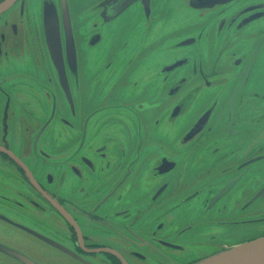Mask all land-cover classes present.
Listing matches in <instances>:
<instances>
[{"label":"flooded vegetation","instance_id":"obj_1","mask_svg":"<svg viewBox=\"0 0 264 264\" xmlns=\"http://www.w3.org/2000/svg\"><path fill=\"white\" fill-rule=\"evenodd\" d=\"M100 1L84 9L82 15L87 11L89 18L83 21H77L71 13L77 43L73 70H68L74 107H70L55 79L58 74L45 45L40 0L36 5L34 0H18L0 14V61H13L19 66L0 70V100L3 108L9 100L8 123L11 119L14 144L20 127L30 132L22 153L9 145V133L3 142L4 130L0 142L27 165L36 179L34 182L15 158L0 151V158L11 165L9 186L18 196L12 197V209L18 215L10 214L8 221L24 220L31 225L39 217L42 234L72 245L87 259L86 264H192L240 240L264 235V211H260L264 205V152L240 155L239 148L247 137L264 139V0H222L201 8L191 6V0H186L188 7H178V0H151V6L145 7L138 0L133 9L128 7L111 20L101 16ZM196 11L205 13V22L197 24L198 32L188 33L193 28L189 15ZM129 12L144 20L143 27L135 21L131 29L136 32L120 34L125 36L124 44L131 37L141 36L137 45L142 47L136 59L142 73L134 82L139 85L141 102L122 108L111 102L110 109L103 110L109 103L93 106L86 99L97 64L96 52L89 49L96 45L90 44L95 38L104 40L109 32L112 38V23ZM123 17L114 22L118 21L119 28ZM215 17L219 18V36L210 44H217L215 55L205 59L200 55L196 67L181 75L184 85L176 92L170 87L150 91L143 63L154 56L145 54V44L157 48L173 43L171 60L190 57L192 47L207 45L206 36ZM192 36L196 37L192 44L181 45ZM83 38L87 48L81 47ZM175 73L160 82L167 84ZM36 86L43 89L35 104L36 116L42 122L34 119L19 125L31 121L24 118L27 112L33 117ZM56 92L61 99L57 111L61 113L55 118L52 108L53 113L44 118L50 107L38 103L44 95ZM137 107L143 114L134 117ZM119 113L127 120L113 117ZM143 115H154L152 124L141 123ZM204 115L203 127L191 132ZM136 123L137 129L133 127ZM128 128L135 131L132 138L127 137ZM64 132L70 136H63ZM36 134L42 150L34 143ZM209 211H239L235 217L216 222L221 228L242 227L249 237H213L209 244H197L193 239L200 235V226L193 219ZM43 240L42 251L66 255ZM193 247L202 253L192 257L188 251Z\"/></svg>","mask_w":264,"mask_h":264},{"label":"water","instance_id":"obj_2","mask_svg":"<svg viewBox=\"0 0 264 264\" xmlns=\"http://www.w3.org/2000/svg\"><path fill=\"white\" fill-rule=\"evenodd\" d=\"M18 0H2L0 2V14L3 13L6 9L13 6ZM100 1V0H98ZM138 0H101L100 1V7H102L101 16L105 18L106 20H111L118 15H121L122 11L129 8H134L135 3ZM145 7L151 6V0H142ZM223 2L222 0H207V2H203V0H191L190 4L193 7L201 8L203 5H216ZM207 3V4H203ZM131 6V7H130ZM179 7V5H177ZM43 7V28H44V34H45V45L48 52V55L52 61V64L54 66V69L57 71L58 76L55 75L56 81L59 80L60 85L63 87L64 90V97L67 100L70 107H74V98L72 94L71 84L68 76V70H73V64L77 57V43L75 39L76 32H74L73 29V23H72V8H70L69 1L68 0H43L42 6ZM181 7H188L186 0H184L183 5ZM199 11H196L190 16V19L188 20L189 23L193 25V28L188 32H198L199 31V23L205 22V20L202 18L204 14L200 13ZM198 14V15H197ZM191 16H196L195 20H192ZM214 17L213 15H211ZM62 18V20H61ZM219 21L218 17H215L211 21V26L208 29V33L206 36L207 45L203 47V45H200L198 48H191L190 54L191 56L187 57H181L174 60H171L173 58V55L171 53V43L161 45L157 48L154 46H149L148 51L146 55L154 56L149 57L145 59L144 62H147V64L144 67L145 70V78L149 82L148 86L150 88V91H153L157 87H164L171 89V92H176L178 88L184 85V78L181 77L183 73H189L191 71L190 69L197 65L199 61V56H204V59L206 56L215 55L214 51L217 47L216 45L211 46L210 44L214 41H217L218 34H217V23ZM85 29H82V33ZM206 29H203L204 34H206ZM136 32V31H133ZM134 37H131L129 39V42L133 40ZM179 38V37H178ZM177 38V39H178ZM196 39L195 36L186 38L181 42V45H190L194 42ZM102 41H98V38H95L92 41V44L90 45H96V47H91L90 50H93V52H96L97 50H100ZM87 48L88 44L85 42V38L81 41V47ZM204 50H207L208 52H204ZM204 53H203V52ZM96 55V54H95ZM198 58V59H196ZM196 59V60H195ZM195 60V61H194ZM137 68H139L140 71V65H137ZM171 72H176L175 76L169 80L167 84L160 82L166 75H168ZM138 77V72L135 73ZM138 80V79H137ZM136 80V81H137ZM176 81V83L173 85L172 81ZM160 82V83H159ZM173 85V87H171ZM139 85L136 83L133 85L132 89L135 91H138ZM137 89V90H136ZM52 100V101H51ZM61 103V99L59 94L53 93V94H46L43 96V99L39 101L38 106L47 108L51 107L54 108V114L55 118L59 117L60 111H57L59 108H57V104ZM36 106V105H35ZM61 106V104H60ZM37 107V106H36ZM38 107V109H42L45 111V109ZM57 108V109H55ZM49 113H53L51 110L45 111L43 113V117H49ZM65 114V112H64ZM66 115V114H65ZM207 115V114H206ZM206 115L202 117V121L199 120L197 124L193 126L191 129V132H197L199 131L203 125L204 120L206 119ZM65 117V116H64ZM9 100L4 108L3 111V130H4V141L7 140L8 135V129H9ZM63 118V117H62ZM61 118V119H62ZM50 133V132H49ZM51 134V133H50ZM133 135L127 134L128 138H132ZM53 138V137H52ZM0 142V151H5L9 155H11L13 158H15L20 164L24 166V168L29 172V174L32 176L33 181L36 182V179L34 175L28 170V167L26 164L22 162V160L12 151L10 150L4 143ZM55 165H59L60 163L57 161H53ZM9 163L8 161L0 158V185H3L5 183L8 184L7 188L8 192H14L15 190L12 189L11 186H9L10 180L7 176L8 170H9ZM4 193H0V195H3ZM13 196L7 195L6 197L0 196V199H6L7 206H9L10 210L12 211V214L18 215L17 212H15L12 209V206H14V203L12 202ZM16 198V197H15ZM0 202L4 203L0 200ZM38 205H36L37 207ZM16 208H18L16 206ZM3 212H0L2 214ZM65 213V212H64ZM9 211H7V214L0 216L1 220L0 222L2 224H8L10 225L14 231L20 233L17 230H23V237L29 235V237H33L34 241H32L31 245L29 246V249L26 250L25 247L22 248V251L16 248V245L11 241L7 242L6 237L4 236V245H0L3 247V249H6L9 253H11L12 256H14L16 259L21 260L20 262L22 264H39L37 261L41 262V264L48 260L50 263H57V264H81V261L83 264H86L85 261L87 259L83 258L79 253H77L71 246L67 243L60 242L59 240H56L52 237L46 236L42 234V226L40 218H35L36 221H33L31 225H28L24 222V220H12L8 221L9 219ZM49 215V214H45ZM50 216V215H49ZM51 217V216H50ZM22 219H26L23 216H20ZM40 223L41 227H38L36 224ZM35 225V226H34ZM49 231L52 232V229L49 228ZM22 234V233H20ZM25 234V235H24ZM54 234L57 237H62L60 235H57L55 232ZM45 238L47 241H49L50 244H52L55 248L60 250L63 254L66 255H59L58 253H47L42 251L44 240ZM63 241V240H62ZM22 243V242H21ZM28 251V254L26 253ZM22 252V253H21ZM37 252V254L41 255V259L34 255V253ZM45 256V257H44ZM45 258V259H42ZM77 258V259H75ZM37 261H35V260ZM80 259V260H78ZM19 262H16L15 264H21ZM192 264H264V235L249 239V240H240V242L226 247L214 254L207 255L202 259L197 260L196 262Z\"/></svg>","mask_w":264,"mask_h":264},{"label":"rangeland","instance_id":"obj_3","mask_svg":"<svg viewBox=\"0 0 264 264\" xmlns=\"http://www.w3.org/2000/svg\"><path fill=\"white\" fill-rule=\"evenodd\" d=\"M68 1H69L70 8H72V13L76 17V20L83 21L84 18H87V17L89 18V13L87 11L85 12V15H82L84 13V9L90 7L92 4H94L98 0H68ZM178 1H179L178 5L182 6L184 0H178ZM38 2L39 0H34V5H36ZM41 4H42V0H40V6ZM133 13L135 12H129L126 14L124 13L125 15L124 14L122 15L124 16L123 17L124 20H122L119 23V26L121 28L118 27V21L115 24L114 22L120 19L122 16L116 19L112 23V38H110V32L106 33L100 50L96 51L95 56H96L97 64L95 67V73L92 77H90V83L86 91V99L89 105L92 103L93 106H98L104 103H109L105 105V108H103V110H108V108L110 109L111 107V104H110L111 102L114 105L119 106V108H122L123 105H131V104H133L134 106H138V102H141L140 94H138L139 91H135L134 89H132L134 82L138 79L135 73L136 72L142 73L141 71H139V68H137V65L138 64L140 65V62H138L136 59V55L140 54L139 50L142 47V45H137V41L138 39L141 38V36H135L132 41H130L127 44H124L125 36L120 35L123 32H133L131 27L134 26L135 21H138L139 26L143 27L144 20L142 18L139 20L138 17H134ZM186 15H189V14H186ZM191 17H192V20H195L196 18V16H191ZM85 23H87V21ZM142 29H145V28H142ZM148 47H149V44H145V49H146L145 54L147 53ZM0 62L3 63V64L0 63V70L2 71H8L10 69L9 67H19L17 64L13 63V61L11 62L0 61ZM143 64L145 66L147 62H144ZM23 85L27 89H30V86L28 83H24ZM36 87H37V93L34 94V96H32L34 98V101L31 106V110H32L34 118L31 117V114H28L27 112L26 115H24V118L31 119V121H25V122L18 121L19 125L30 124L34 119L38 121L42 120V119L41 120L38 119V115L36 116L35 108L37 107L35 106V104H36L37 99H39L41 94H43V89L39 86H36ZM17 99L21 101V98L18 97ZM18 107L22 109L24 106L16 105V108ZM3 110L4 108H3L2 99H1L0 100V135L3 133ZM49 110H52V108L51 107L48 108V111ZM140 114H143V111L141 109L139 110V107H137V110H134L133 116L135 117L137 115L139 117ZM113 117L118 120H123V121L127 120V117H125L122 113H119L118 115L113 116ZM154 118H155L154 115L146 116L145 118L143 115V121L141 123L148 126V122L149 124H152V119ZM133 127L137 129L138 123L133 124ZM13 130H14V127L12 125L11 119H9V129H8L9 145H11L16 150V152L22 153L25 151V147H24L25 139L28 138L30 132L28 131L25 132L23 130V127H20L15 137L16 143L14 144ZM120 132H121L120 130L116 131L117 134H119ZM125 132H127V134L129 135L135 134V131L132 128L126 129ZM38 134H36L35 140H34V143L36 145H37ZM113 135L114 134H112V136ZM63 136L69 137L70 134L67 132H64ZM50 137L52 138L53 136L50 134ZM77 137L78 135L72 137L71 139L74 140ZM109 140H110L111 146L115 148L114 138L110 137ZM37 146L39 149L42 150L40 140ZM239 148H240V155L244 154V155L252 156L254 153L258 151L263 153L264 152V139L256 140L254 138L247 137L240 144ZM34 153L37 154L39 152L34 150ZM29 161L35 167V163L30 158H29ZM2 180L3 179H1L0 182H2ZM7 188H8L7 183L0 185V193H4L6 195H11L15 197L14 194L16 195V193L14 192L9 193ZM16 198H18L17 195H16ZM3 202L4 203L0 202V210H3V213L0 214V216L7 214V211H9V213L12 214V211L9 209L10 207L6 205L7 201H3ZM240 206L241 204L238 206V208ZM260 211H264V205L261 207ZM239 214H240L239 211H234L231 214L224 213V212L216 213V212L209 211V212L202 214V216L198 218H194L193 221H196L197 225L200 226V229H199L200 235L195 237L193 240L197 244H209L212 241L213 237H215L216 239H220V240H223V239L239 240L241 237H249L250 233L242 227L228 226L226 228H221L216 222V219L221 220V219L232 218ZM32 215H35V213H32ZM36 225L38 227H41L40 223H37ZM17 231H19L22 234L14 231L10 225L2 224L0 222V245H4L3 241H4V236H5L6 241L10 243L12 241L16 245L17 249L22 251V248L25 247V249L28 250L32 241H34L33 237L31 236L29 237V235L28 237L27 236L23 237V233H24L23 230H17ZM188 252H189V255H192V257L194 255H198L202 253L196 247L189 249ZM26 253L28 254V251H26ZM34 255L41 259V255L37 254V252L34 253ZM42 259H45V258H42ZM20 261L21 260L16 259L14 256L11 255V253H9L6 249H3V247L0 246V264H15L16 262L21 263ZM37 262L41 264V262L39 261Z\"/></svg>","mask_w":264,"mask_h":264}]
</instances>
